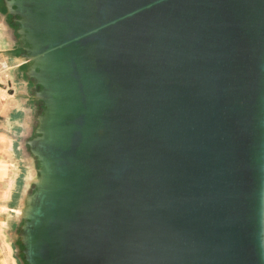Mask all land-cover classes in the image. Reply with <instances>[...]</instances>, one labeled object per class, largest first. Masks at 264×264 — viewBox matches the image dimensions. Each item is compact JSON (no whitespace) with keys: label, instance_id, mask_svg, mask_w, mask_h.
<instances>
[{"label":"water","instance_id":"1","mask_svg":"<svg viewBox=\"0 0 264 264\" xmlns=\"http://www.w3.org/2000/svg\"><path fill=\"white\" fill-rule=\"evenodd\" d=\"M22 1L71 106L29 144L61 188L25 261L264 264V0Z\"/></svg>","mask_w":264,"mask_h":264},{"label":"crops","instance_id":"2","mask_svg":"<svg viewBox=\"0 0 264 264\" xmlns=\"http://www.w3.org/2000/svg\"><path fill=\"white\" fill-rule=\"evenodd\" d=\"M9 1L0 0V64L7 68L4 73L0 70V264H24L20 234L27 220L19 218L17 212L26 195L36 192V185L29 186L30 179L42 168V164L39 169L34 167L28 140L34 132L31 114L39 94L33 87L34 74L21 38L19 17L14 7L8 6ZM45 106L44 100L41 117ZM39 126L40 122L36 138Z\"/></svg>","mask_w":264,"mask_h":264},{"label":"bare ground","instance_id":"3","mask_svg":"<svg viewBox=\"0 0 264 264\" xmlns=\"http://www.w3.org/2000/svg\"><path fill=\"white\" fill-rule=\"evenodd\" d=\"M8 4L12 5V2ZM18 5L19 11L25 15L24 21L30 26L26 31H23L25 35L24 40L29 43L28 51L32 55L30 61L38 64L42 69L39 76L46 87L41 95L45 100L46 110L44 116L39 120V136L35 141L40 142L42 146L59 147L64 145L66 136L62 122L71 111L66 94L57 90L56 93L50 91L51 87L55 88V86L53 80L49 81V78H52L53 72H56L60 66L55 61V49L53 46H51L52 49L40 52V49L48 44V42L32 30V28H37L39 24V18L36 13L25 12L22 0L18 1ZM41 164L42 168L38 176L36 178L32 177L29 185H36L37 190L31 196L26 195L22 208L17 212L19 218L24 217L27 220V224L23 228L22 238L27 245L29 253L34 251L39 245L48 209L61 188V181L57 173V163L52 161L41 162Z\"/></svg>","mask_w":264,"mask_h":264},{"label":"rangeland","instance_id":"4","mask_svg":"<svg viewBox=\"0 0 264 264\" xmlns=\"http://www.w3.org/2000/svg\"><path fill=\"white\" fill-rule=\"evenodd\" d=\"M0 65L1 66L5 65V63H2ZM1 66H0V70H1ZM32 83H33V85L35 84V86H33V87L35 88V91L38 92L37 94H39V92L42 90L41 86L39 84H37L35 79H33ZM32 95H34V94L32 93ZM35 97H36L35 100H34L35 101V106L33 107V111H32V114H31L32 115V122H33L32 127H33V131L34 132L30 136V138L28 139L30 142L32 140H34L35 137H36V130H37V126H38V123H39V118L41 117L42 110H43L42 101L40 99V96L36 95ZM34 167L39 169L40 168L39 162L36 161ZM34 193H35L34 190L31 191V195H33ZM24 264H28V262L25 261Z\"/></svg>","mask_w":264,"mask_h":264},{"label":"built area","instance_id":"5","mask_svg":"<svg viewBox=\"0 0 264 264\" xmlns=\"http://www.w3.org/2000/svg\"><path fill=\"white\" fill-rule=\"evenodd\" d=\"M6 70H7L6 66L5 65H2L1 66V72L4 73V72H6Z\"/></svg>","mask_w":264,"mask_h":264}]
</instances>
